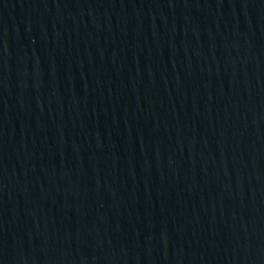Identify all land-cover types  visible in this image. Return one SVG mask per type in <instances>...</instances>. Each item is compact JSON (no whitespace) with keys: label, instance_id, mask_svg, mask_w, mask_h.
<instances>
[{"label":"water","instance_id":"obj_1","mask_svg":"<svg viewBox=\"0 0 264 264\" xmlns=\"http://www.w3.org/2000/svg\"><path fill=\"white\" fill-rule=\"evenodd\" d=\"M0 264H264V0H0Z\"/></svg>","mask_w":264,"mask_h":264}]
</instances>
